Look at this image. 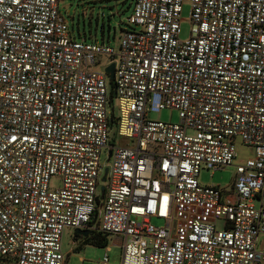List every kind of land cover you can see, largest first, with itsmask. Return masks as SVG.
<instances>
[{
  "label": "built area",
  "instance_id": "obj_1",
  "mask_svg": "<svg viewBox=\"0 0 264 264\" xmlns=\"http://www.w3.org/2000/svg\"><path fill=\"white\" fill-rule=\"evenodd\" d=\"M61 1L0 0V264H68L67 230L120 238L121 264H264V0H132L116 47ZM237 141L233 188L203 186Z\"/></svg>",
  "mask_w": 264,
  "mask_h": 264
},
{
  "label": "rangeland",
  "instance_id": "obj_2",
  "mask_svg": "<svg viewBox=\"0 0 264 264\" xmlns=\"http://www.w3.org/2000/svg\"><path fill=\"white\" fill-rule=\"evenodd\" d=\"M61 13L68 22L72 33L80 40L88 38V41L98 40L100 42H110L112 46H117L119 37L124 30H129L128 18L133 12L132 0H63L60 3ZM191 5L186 3L183 8L181 21V40L187 41L191 38L194 27L191 20ZM115 116H120L119 106L115 105ZM149 119L156 122L174 123L180 122L178 111L163 110L160 113H151ZM111 141L116 146H127L129 139L119 137L117 129L111 132ZM238 157L234 166L220 170H203L200 175V183L203 186H214L225 190H231L236 180L237 168L239 164L246 163L255 157V150L246 146L240 141L236 142ZM105 169L108 167V156L102 157ZM60 179L52 180V187L60 186ZM154 224L161 226L163 223L157 219ZM224 223L219 222L218 228L223 229ZM76 231L67 230L63 237V252L67 256L68 264H103L106 254L110 257L109 264H121L123 248L120 244L115 245L113 239L109 242V247L99 248L86 244L85 239L75 241Z\"/></svg>",
  "mask_w": 264,
  "mask_h": 264
},
{
  "label": "trees",
  "instance_id": "obj_3",
  "mask_svg": "<svg viewBox=\"0 0 264 264\" xmlns=\"http://www.w3.org/2000/svg\"><path fill=\"white\" fill-rule=\"evenodd\" d=\"M109 235L94 234L85 239L86 244L94 245L99 248H108L109 246Z\"/></svg>",
  "mask_w": 264,
  "mask_h": 264
},
{
  "label": "water",
  "instance_id": "obj_4",
  "mask_svg": "<svg viewBox=\"0 0 264 264\" xmlns=\"http://www.w3.org/2000/svg\"><path fill=\"white\" fill-rule=\"evenodd\" d=\"M106 72L110 75V79L113 80L114 76H115V65H111L110 67H108L106 69ZM111 154H112V151H110V157H111ZM107 172H108V169H106V174H107ZM104 191H105V188L103 187L102 188V192L104 193ZM76 234H77L78 237H80V236L89 237L91 235V232H88V231H85V232L77 231Z\"/></svg>",
  "mask_w": 264,
  "mask_h": 264
},
{
  "label": "crops",
  "instance_id": "obj_5",
  "mask_svg": "<svg viewBox=\"0 0 264 264\" xmlns=\"http://www.w3.org/2000/svg\"><path fill=\"white\" fill-rule=\"evenodd\" d=\"M80 237H81V236H80ZM80 237H78L77 234H76V239H75V241L78 242L79 240H83V239H81ZM86 238H87V237H86ZM86 238H85V239H86ZM112 239H113L115 245L121 244V239H120V238H115V237L113 238V237H110L109 242H110ZM107 249H111V247L108 246Z\"/></svg>",
  "mask_w": 264,
  "mask_h": 264
}]
</instances>
